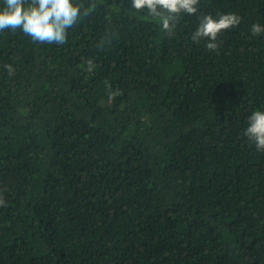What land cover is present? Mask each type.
<instances>
[{
  "label": "trees",
  "instance_id": "1",
  "mask_svg": "<svg viewBox=\"0 0 264 264\" xmlns=\"http://www.w3.org/2000/svg\"><path fill=\"white\" fill-rule=\"evenodd\" d=\"M97 4L63 45L0 32V264H264V0H199L171 36Z\"/></svg>",
  "mask_w": 264,
  "mask_h": 264
},
{
  "label": "clouds",
  "instance_id": "2",
  "mask_svg": "<svg viewBox=\"0 0 264 264\" xmlns=\"http://www.w3.org/2000/svg\"><path fill=\"white\" fill-rule=\"evenodd\" d=\"M198 4L199 0H130L129 8L157 18L162 29L171 36L179 16L196 14ZM97 7V0H89L87 5L76 0H4L0 7V32L21 30L33 42L63 45L67 42L68 30L93 15ZM240 23L241 18L233 13L219 14L218 17L205 15L200 18L191 39L197 43L207 40L206 48L214 51L219 47L216 42L220 34ZM251 33L258 36L264 33V27L253 24ZM87 64L91 70L93 61L88 60ZM6 68L12 75V66L6 65ZM244 135L255 143L257 150L264 151V110L251 113ZM3 205V199H0V206Z\"/></svg>",
  "mask_w": 264,
  "mask_h": 264
}]
</instances>
